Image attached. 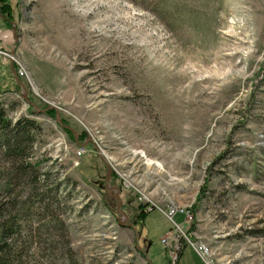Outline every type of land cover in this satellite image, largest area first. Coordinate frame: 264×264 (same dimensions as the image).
<instances>
[{
	"label": "rangeland",
	"instance_id": "1",
	"mask_svg": "<svg viewBox=\"0 0 264 264\" xmlns=\"http://www.w3.org/2000/svg\"><path fill=\"white\" fill-rule=\"evenodd\" d=\"M1 7L0 103L39 126L61 221L9 208L23 264H264V0Z\"/></svg>",
	"mask_w": 264,
	"mask_h": 264
},
{
	"label": "trees",
	"instance_id": "2",
	"mask_svg": "<svg viewBox=\"0 0 264 264\" xmlns=\"http://www.w3.org/2000/svg\"><path fill=\"white\" fill-rule=\"evenodd\" d=\"M1 8L3 17L12 16L9 10ZM47 114L53 116L54 113L49 111ZM39 130V126L32 119L20 118L12 122L0 103V154L8 164V170L0 178L5 181L3 188L8 190L6 196L9 197L6 201H0V264L24 263L22 259L24 254L19 250L17 243L19 222L17 223V216H10L9 208L16 211L18 207L26 212L25 216L34 214L42 220L50 219L51 222L61 223L52 210L54 203L57 204L56 189H42L45 184L47 185L48 175L40 172V161H30V152ZM78 138L79 146L84 148L91 146L89 142L84 143L83 134H79ZM112 179L114 180V175ZM20 185L23 186L20 190L24 189L27 192L23 200L19 199V194L11 196L16 190L15 186L19 188ZM139 209L138 218L143 219L147 211L142 206H139Z\"/></svg>",
	"mask_w": 264,
	"mask_h": 264
},
{
	"label": "built area",
	"instance_id": "3",
	"mask_svg": "<svg viewBox=\"0 0 264 264\" xmlns=\"http://www.w3.org/2000/svg\"><path fill=\"white\" fill-rule=\"evenodd\" d=\"M84 153V151L82 149H79L77 151V155L78 156H81L82 154ZM180 213L182 215H184L185 219L187 221H191L193 218H192V214L189 212V211H184V210H181ZM175 214H177V212L175 211H172L171 213H169L168 215V218L169 220L172 221L173 217L175 216ZM170 240V236H168L167 238L163 239L162 240V243L166 246L167 242H169ZM196 252L198 253V255L200 256V258L202 259V261L205 262L204 258L207 256V249L202 246V245H199L196 249Z\"/></svg>",
	"mask_w": 264,
	"mask_h": 264
},
{
	"label": "water",
	"instance_id": "4",
	"mask_svg": "<svg viewBox=\"0 0 264 264\" xmlns=\"http://www.w3.org/2000/svg\"><path fill=\"white\" fill-rule=\"evenodd\" d=\"M25 98H27V94H26V91H25ZM56 120H57V122L60 124L61 123V121L60 120H58V118H56ZM111 171L108 169V176H107V179H106V185L108 186L109 184H110V181H111ZM113 190H114V192H115V194H116V199H117V202H118V212H119V214L121 215V216H123L124 218H125V220H126V222L128 221V217L126 216V214L125 213H123L122 211H121V209H120V207H121V201H120V199H119V190L116 188V187H113L112 188ZM107 190H111V189H107Z\"/></svg>",
	"mask_w": 264,
	"mask_h": 264
},
{
	"label": "crops",
	"instance_id": "5",
	"mask_svg": "<svg viewBox=\"0 0 264 264\" xmlns=\"http://www.w3.org/2000/svg\"><path fill=\"white\" fill-rule=\"evenodd\" d=\"M184 250H185V249H184ZM184 250H183V251H184ZM192 252L196 255V253H195L193 250H192ZM182 253H183V252H182ZM182 253H181V256H182ZM181 256H180V257H181ZM179 259H180V258H179Z\"/></svg>",
	"mask_w": 264,
	"mask_h": 264
}]
</instances>
